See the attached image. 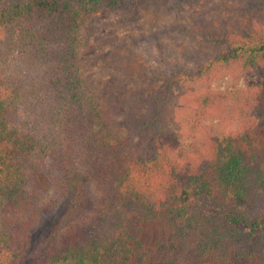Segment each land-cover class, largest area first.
<instances>
[{"label":"trees","instance_id":"obj_1","mask_svg":"<svg viewBox=\"0 0 264 264\" xmlns=\"http://www.w3.org/2000/svg\"><path fill=\"white\" fill-rule=\"evenodd\" d=\"M128 2L0 0V264H135L151 251L144 224L169 211L196 225L199 199L249 209L252 218H229L264 247L261 86L212 88L226 73L264 79V6L175 20L157 53L162 67L120 54L125 79L101 87L91 66L99 14ZM177 45L186 46L179 59ZM180 109L198 139L192 151L166 137ZM94 182L104 210L93 209ZM43 206L61 213L33 254L29 229Z\"/></svg>","mask_w":264,"mask_h":264},{"label":"rangeland","instance_id":"obj_2","mask_svg":"<svg viewBox=\"0 0 264 264\" xmlns=\"http://www.w3.org/2000/svg\"><path fill=\"white\" fill-rule=\"evenodd\" d=\"M128 1L121 9L99 14L100 20L96 25L99 38L92 52L91 66L94 80L101 87L106 83L115 84V81L125 79L124 73L117 71L122 61L118 58L120 54L134 56L128 59L123 57L125 64L130 62L131 65H136V59L141 58V64L162 67L163 63L157 61V53L162 42H169L165 36V26L175 20L187 22L193 12H225L235 15L245 8L264 6V0ZM185 45L173 47L174 57L182 58L181 50ZM247 84L261 86L259 112L264 119V79L261 81L259 74L248 72L245 78L236 79L226 73L213 83L212 88L229 92L244 88ZM137 86L138 83L133 81L127 90L132 87L136 91ZM183 114V109H180L168 116L171 131L166 137L183 144L185 150L192 151L198 139L186 117H182ZM203 122L215 125L219 120L208 117ZM90 190L94 201L93 209L104 210L105 194L101 185L94 182L90 184ZM240 207L233 199L222 198L218 202L199 199L194 207L196 225L165 211L157 221L144 224L141 244L143 250L151 251L148 258L135 259V264H264V247L257 244V236L252 235L244 223L234 222L229 218L231 214L239 215L241 211L247 214V218H252L249 209ZM60 213V209L46 210L44 206L38 209L34 224L29 229L33 254L39 253L46 245L49 235L55 231ZM60 235L61 233L55 232L56 237ZM33 262L32 258H28L24 264Z\"/></svg>","mask_w":264,"mask_h":264}]
</instances>
